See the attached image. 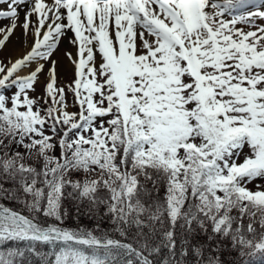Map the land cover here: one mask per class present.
Here are the masks:
<instances>
[{"label": "snow or ice", "instance_id": "1", "mask_svg": "<svg viewBox=\"0 0 264 264\" xmlns=\"http://www.w3.org/2000/svg\"><path fill=\"white\" fill-rule=\"evenodd\" d=\"M0 264H264V0H0Z\"/></svg>", "mask_w": 264, "mask_h": 264}, {"label": "rangeland", "instance_id": "2", "mask_svg": "<svg viewBox=\"0 0 264 264\" xmlns=\"http://www.w3.org/2000/svg\"><path fill=\"white\" fill-rule=\"evenodd\" d=\"M63 51H64V47L62 46L61 47V52H63ZM70 78H71V71L69 70L67 73L63 74V79L67 81Z\"/></svg>", "mask_w": 264, "mask_h": 264}]
</instances>
